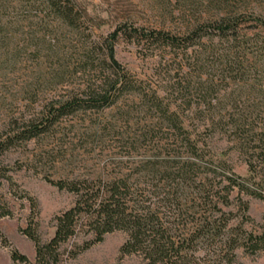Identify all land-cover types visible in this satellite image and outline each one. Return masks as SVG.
<instances>
[{
    "label": "trees",
    "instance_id": "obj_1",
    "mask_svg": "<svg viewBox=\"0 0 264 264\" xmlns=\"http://www.w3.org/2000/svg\"><path fill=\"white\" fill-rule=\"evenodd\" d=\"M127 2L146 18L126 13L101 37L80 0H0V220L12 217L2 189L14 188L11 172L22 169L5 156L52 145L65 122L97 114L91 143L105 132L117 137L119 158L102 157L82 176H45L74 198L53 218L48 241L37 233L36 202L19 197L30 210L20 233L34 245L32 264H64L114 232L126 235L120 254L145 264H236L237 250L264 251V231L243 227L251 219L241 197L264 204V0ZM121 38L157 53L164 84L137 79L116 60ZM242 94L258 103L246 105ZM105 112L116 117L106 121ZM215 134L246 165L248 180L214 157L207 139Z\"/></svg>",
    "mask_w": 264,
    "mask_h": 264
},
{
    "label": "rangeland",
    "instance_id": "obj_2",
    "mask_svg": "<svg viewBox=\"0 0 264 264\" xmlns=\"http://www.w3.org/2000/svg\"><path fill=\"white\" fill-rule=\"evenodd\" d=\"M80 1L83 2L88 15L93 18L96 25L93 31L95 36H107L116 28L121 16L126 13H134L136 18H146L143 13L139 12L140 10L137 7L129 4L127 0ZM138 24L144 23L139 20ZM115 58L137 79L155 82L159 86L167 80L168 75L165 73L164 66L158 64L160 59L157 53L147 54L145 50L135 47L122 38L115 47ZM230 89L234 90V87ZM253 98H255V102H252ZM256 98L252 95L248 99L245 94H242L240 100H245L246 105H251V102L252 104L258 103ZM115 114L116 112H105L102 119L108 121ZM98 118L97 114L80 115L77 120L64 123L60 133L55 136L52 145L50 144L51 141L31 143L23 149L13 150L5 156V164L15 167V164L18 163L19 166H22V169L11 172L15 187L9 190L7 186H4L1 192L12 210V217L0 220V233L7 242L6 245L0 243V264H32L34 260L33 243L20 233V230L27 228L30 220L28 203L19 199L21 193L36 202L38 213L37 233L41 242H46L54 234L53 218L69 209L74 202V198L72 195L58 191L48 184L44 180L45 176L52 179H57L59 176L64 177L67 174L82 176L88 174V172H95L98 166L101 165L99 160L102 157L114 153L116 159L119 158L117 154L120 152L121 144L117 143V137L113 138L105 132L102 134L100 142L91 143L88 123H93ZM207 140L215 158L226 162L235 175L246 180L249 179L250 175L246 165L233 151H229L230 145L227 144L224 137L215 134ZM49 144L55 146L54 150L50 152L49 156L43 157L42 154L48 149ZM32 155L37 156V158L41 155V158H44L41 161L42 163L35 166L29 164L28 160L31 159ZM248 185L252 190H256L250 183ZM13 194H16V196ZM241 197L248 204V216L251 219V222L244 224V229L254 234L261 233L264 231V204L254 197ZM85 239L90 240L91 237ZM125 240L126 235L122 232L106 235L102 242L93 245L74 260L67 261L64 264H145L142 258L137 255L123 256L120 254V248ZM81 241V237L76 240L78 243ZM12 250L25 256L28 263L12 261L10 255ZM235 255L236 264H264V251L250 255L243 250H237Z\"/></svg>",
    "mask_w": 264,
    "mask_h": 264
}]
</instances>
